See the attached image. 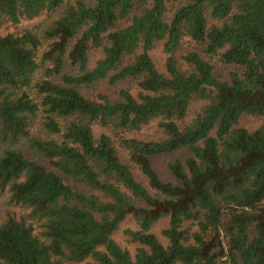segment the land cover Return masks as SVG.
<instances>
[{"label": "trees", "instance_id": "1", "mask_svg": "<svg viewBox=\"0 0 264 264\" xmlns=\"http://www.w3.org/2000/svg\"><path fill=\"white\" fill-rule=\"evenodd\" d=\"M0 199V264H264V0H0Z\"/></svg>", "mask_w": 264, "mask_h": 264}, {"label": "rangeland", "instance_id": "2", "mask_svg": "<svg viewBox=\"0 0 264 264\" xmlns=\"http://www.w3.org/2000/svg\"><path fill=\"white\" fill-rule=\"evenodd\" d=\"M44 20V18H39V19H35V20H32V21H29V22H23L20 24L19 28H23V27H26L28 29H39V27L41 26L42 24V21ZM221 74H225V72L221 71V68H219V70ZM105 88V85H103L101 87V90ZM241 123L247 127H251L253 124H254V121L253 119L251 118H243L241 120ZM172 158V156H168V157H161V158H158L154 161V166L156 168V173L158 174V176L163 179V180H168V177L166 175V171H165V165L168 161H170ZM8 209V207L6 206L5 202L3 199H0V215L3 213L4 210ZM164 224H157L154 229H153V232L158 234L159 233V230L163 227ZM132 226V223L131 221H126L124 223V225L121 227V229L116 233V236H115V239L118 241L120 247L122 248H126L129 252L132 250L133 248V245L131 244H128L125 240V237H123L122 235V232L123 230L126 228V227H131ZM78 264H84V263H78Z\"/></svg>", "mask_w": 264, "mask_h": 264}]
</instances>
